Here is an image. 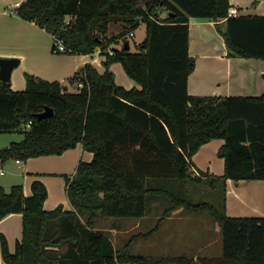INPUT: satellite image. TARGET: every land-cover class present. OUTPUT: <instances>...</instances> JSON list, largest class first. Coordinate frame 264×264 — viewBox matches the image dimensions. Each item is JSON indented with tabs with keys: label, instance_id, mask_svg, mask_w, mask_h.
Masks as SVG:
<instances>
[{
	"label": "trees",
	"instance_id": "obj_1",
	"mask_svg": "<svg viewBox=\"0 0 264 264\" xmlns=\"http://www.w3.org/2000/svg\"><path fill=\"white\" fill-rule=\"evenodd\" d=\"M230 9L229 0H24L12 10L52 36L54 54L93 55L99 49L104 71L85 64L68 79L72 91L31 74L25 75L22 91L0 81V134H22L20 141L0 149V170L9 159L62 155L77 145L92 154L73 175H64L72 211H62L61 205L45 211L47 191L38 180L30 196H24L21 185L8 192L0 187V220L22 217L13 253L0 234L4 264H264V189L262 217L225 212L226 180L264 184V92L248 97L187 91L194 70L190 18L216 22L229 56L264 62V16H231ZM141 23L144 39L131 52L129 34ZM112 24L117 31L110 34ZM115 63L139 88L115 83L109 69ZM46 107L52 116L38 121L35 115ZM217 139L223 141L217 150L223 175L195 173L192 156ZM188 184L220 187V207L193 202ZM154 204L162 207L160 216L140 237L153 235L177 210L207 213L220 226L221 257L148 260L131 255L127 246L115 249L97 229L101 217L140 219Z\"/></svg>",
	"mask_w": 264,
	"mask_h": 264
},
{
	"label": "crops",
	"instance_id": "obj_2",
	"mask_svg": "<svg viewBox=\"0 0 264 264\" xmlns=\"http://www.w3.org/2000/svg\"><path fill=\"white\" fill-rule=\"evenodd\" d=\"M22 1L24 0H0V58H16L19 60L18 65L22 66L25 73L47 81H58L62 84L85 64H91L99 73L104 71H101L104 58L99 54V49L93 55L70 56L50 52L53 42L52 36L34 23L20 19L12 12ZM229 3L231 9L235 10L237 14L264 16V0H229ZM7 9L9 12L6 11ZM41 36L42 40H47L48 47H50L48 50L44 48L41 41H38V39L41 40ZM189 55L194 59V70L187 80L189 95L254 97L264 92V62L259 59L229 56L224 40L216 28V22L190 18ZM117 64H112L109 68L114 74L115 83L125 89L139 88L134 81L124 77ZM13 75L12 70L10 76L11 89L22 91L19 89L24 88L25 84L21 86L17 79L14 81ZM117 76L119 80H117ZM222 144L223 141L217 139L200 147L192 156L195 173L198 170L209 175H223L224 162L217 156V150ZM91 159L92 154L83 150L81 145H77L62 155L28 159L24 161L23 167L22 164L17 165L15 160L14 164L21 171L19 174L22 178L20 185L24 196H30L31 184L38 180L43 183L47 191V197L42 206L45 211L53 210L59 205H61L62 211H72L65 193L64 175H73L80 161L89 162ZM3 174L5 173L3 172ZM9 174L14 177L17 176V172L12 170ZM50 176L58 177L52 178ZM0 187L2 186L0 185ZM263 189L264 184L261 180H240L237 183L226 180V215L230 217H262ZM154 214V219H158L157 213ZM180 214H182L181 210L173 212L161 222V227L163 223H170L176 215L179 216ZM18 218L22 222L20 214H10L0 220V234L5 237L11 253L15 250L16 242L21 239L22 231L20 234L16 226L19 221ZM12 232L15 233L13 241L10 240L9 235ZM181 244L182 242L177 240L174 244L172 242L169 247L166 246L165 249L167 251L168 248L173 256L183 254L190 258L179 249ZM208 245L210 243H206V246ZM202 250L203 248H201L199 255H203ZM196 258L195 255L194 261ZM0 264H4L1 255Z\"/></svg>",
	"mask_w": 264,
	"mask_h": 264
},
{
	"label": "rangeland",
	"instance_id": "obj_3",
	"mask_svg": "<svg viewBox=\"0 0 264 264\" xmlns=\"http://www.w3.org/2000/svg\"><path fill=\"white\" fill-rule=\"evenodd\" d=\"M6 11L9 12L8 9ZM160 16L163 18L166 17L167 12L161 11ZM110 26V34L117 31V27H115L113 24ZM132 33L133 36L128 37L130 51L137 52L138 45L143 41L145 36L144 24L141 23L139 27ZM38 41H41L46 50L50 48L48 47L47 40H42V36L41 40L38 39ZM101 57L103 56L101 55ZM117 65H119L118 67L121 69L124 77L129 79L123 71L121 65ZM103 70L104 69L102 68L101 71ZM13 73L14 75L12 78L14 81L15 79H17L21 86H23V84H26L25 75L29 73H25V71L22 70L21 65H18L15 69H13ZM68 79L64 83V86H67L72 91L75 87L74 85L69 84ZM117 80H119L118 76ZM24 88L22 87V89L19 90H23ZM21 139L22 134L19 131L2 133L0 134V149L7 147L11 142H18ZM21 164L23 167L24 161H21ZM2 165L3 166H1V170L5 174H3V176L0 175V185L6 192H8L12 185L21 184L20 182H22V178L21 176H19V174H21V171L18 170L16 165L14 164V159H9ZM10 170L17 172V176L14 177L10 175ZM50 177L54 178L58 176ZM186 192L193 202L207 201L212 203L216 208L220 207V187H216L214 189L209 187L207 184H188L186 187ZM161 211L162 207L160 206V204H154L148 208L146 216H144V218L141 220L136 218L101 217L98 219L96 226L98 229L109 236L115 249L122 251L123 248L127 246L128 252L131 255L147 258L148 260L169 257L172 261L175 260L176 262H178L181 258H185L186 256H184L183 254L173 256L168 251V248L167 251L165 249L166 246L169 247L172 242L174 244V242H176L177 240L182 242L179 249L184 251V253L193 260L194 256L196 255L197 262L200 261V257H221L222 242L220 226L216 222H214L207 213L192 214L181 210L182 214H180L179 216L176 215L174 217L175 219L170 223H163V228L161 227L162 224H160L158 232L156 231L157 233L149 236L148 238L140 237V235L148 232L155 226L157 218L156 220L154 219V213H157V215H159ZM178 217L179 220H177ZM18 220L19 221L16 226L18 232L21 234L22 222L20 218H18ZM9 235L10 240L13 241L15 233L12 232ZM206 243H210V245L206 246ZM201 248H203V255H199V253H201Z\"/></svg>",
	"mask_w": 264,
	"mask_h": 264
},
{
	"label": "water",
	"instance_id": "obj_4",
	"mask_svg": "<svg viewBox=\"0 0 264 264\" xmlns=\"http://www.w3.org/2000/svg\"><path fill=\"white\" fill-rule=\"evenodd\" d=\"M128 44L125 43V49L127 50ZM19 64V60L16 58H0V81L2 82H10L11 72L14 68H16ZM67 88L63 87V91H66ZM52 110L48 107L44 109L41 113L35 115V118L40 121L44 118L52 116Z\"/></svg>",
	"mask_w": 264,
	"mask_h": 264
},
{
	"label": "built area",
	"instance_id": "obj_5",
	"mask_svg": "<svg viewBox=\"0 0 264 264\" xmlns=\"http://www.w3.org/2000/svg\"><path fill=\"white\" fill-rule=\"evenodd\" d=\"M229 14L231 15V16H237L238 14H237V12L235 11V10H232V9H230V11H229ZM129 36L130 37H132L133 36V33H130L129 34ZM56 47H57V50L58 51H63V49H64V47L62 46V44L60 43V42H57L56 43ZM109 53L111 54V52L109 51ZM82 85L81 84H79V87H81ZM30 126V123H27L26 124V127L28 128ZM15 163L17 164V165H21V161H19V160H15ZM3 174V172H2V170H0V175H2Z\"/></svg>",
	"mask_w": 264,
	"mask_h": 264
}]
</instances>
